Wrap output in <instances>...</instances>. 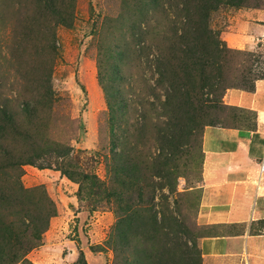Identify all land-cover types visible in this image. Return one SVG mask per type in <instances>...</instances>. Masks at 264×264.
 <instances>
[{"label":"rangeland","instance_id":"obj_1","mask_svg":"<svg viewBox=\"0 0 264 264\" xmlns=\"http://www.w3.org/2000/svg\"><path fill=\"white\" fill-rule=\"evenodd\" d=\"M62 2L64 8L70 7L73 12L68 27L52 22L47 25L38 16L34 0H0V86L6 95H15L23 87L22 73L31 74L37 65L45 63L46 68L51 69L50 82L56 102L33 134L48 143L71 147L73 153L63 161L65 168L94 174L107 185L88 192V185L83 184L80 192L77 183L57 170L56 162L62 161L53 157L48 158L49 161H38L35 166L23 165L22 186L41 188L54 204L55 214L40 240L35 242L25 259L16 264H112L114 254L106 241L121 207L134 217L140 213L147 221L155 216L159 220L176 218L174 234L192 249L194 261L191 260L190 264H201L197 260L199 255L201 260L200 239L223 233L203 224L199 218L204 128L209 124L252 128L253 114L228 107L208 112L203 110L205 112L197 119L196 126L191 110L180 113L173 124L172 152L162 153L160 105L147 96V89L156 88L153 74L147 70L142 74L134 70L133 80H130L128 68L122 66L120 72L105 60L103 67L109 74L108 84L113 93L114 110L111 113L98 82V53L114 41L113 37L118 41L125 37L132 21V5L125 0ZM255 11L264 12V0H242L237 7L224 6L211 13L210 27L217 33L222 50L218 58L219 68L211 73L217 76L214 82H218L223 91L218 96L220 101L229 89H248L257 68L264 66V43L233 48L224 39L226 27L236 13ZM38 27L44 29L38 40L52 46L44 53V58L33 57L36 43L32 41L37 37L31 35L30 40L24 37V33L31 31L35 34ZM138 97L144 99L141 101L145 110ZM147 101L154 106H149ZM141 111L147 114L145 128L138 121ZM123 135L127 136V146H122ZM22 149L25 148L13 145L10 158L27 157L23 156L26 151ZM160 155L162 157L158 158ZM124 158L138 162V169L119 171L120 160ZM109 163L111 168L108 170ZM47 165L50 168H40ZM158 229L156 236L160 239L163 231ZM132 231L126 240V254L130 260L136 261L137 247H142L137 245L132 234L139 232L148 240L152 231L150 226L143 227L141 223ZM160 246V240L154 247L148 244V253L155 260L146 264H160L161 261L156 259ZM80 253L84 262L79 260ZM167 254L166 261L185 263L178 254L172 253L171 257Z\"/></svg>","mask_w":264,"mask_h":264},{"label":"trees","instance_id":"obj_2","mask_svg":"<svg viewBox=\"0 0 264 264\" xmlns=\"http://www.w3.org/2000/svg\"><path fill=\"white\" fill-rule=\"evenodd\" d=\"M34 1L38 6L36 9L38 16L44 19L47 25L52 22L54 25L70 26L73 12L70 7H63V0ZM125 1L132 5L130 13L132 21L126 29L127 34L125 33V37L120 39L122 41L113 37L114 41L102 53H98L97 57L98 82L104 92L110 113L114 110L111 101L113 93L110 92L108 84L109 74L103 67L105 60L120 72L122 66L128 68L130 80H133L134 70H139L141 74L142 71L147 70L153 74L156 88L147 89V96L160 105L159 116L163 118V126L159 133L164 142L162 153L172 152L174 142L172 130L178 114L189 113L191 110L192 121L197 126L196 121L205 112L203 110L208 112L228 107L243 111L226 106L218 98L223 91L218 87V82H214L217 76L211 73L219 68L218 58L222 50L217 33L210 27L212 12L224 6L237 7L242 0ZM38 29L35 34L32 31L28 34L24 33V37H28L26 40H30L31 35L37 37L32 41L36 43L33 57L44 58V53L51 50L52 46L44 45L42 40H38L44 31L43 28L38 27ZM119 42L120 45L117 44ZM106 53L110 55H105ZM33 71L31 74L22 73L20 80L23 87L15 95H6L0 86V162L3 163L0 167V264H16L24 260L35 242L39 241L47 230L49 220L55 214L54 204L41 188L26 189L22 186L20 175L23 165L35 166L36 162L53 157L62 161L56 162L57 170L77 183L80 192L83 184L88 185V192L94 191L97 186L101 188L107 185L101 183L94 174L79 173L65 168L63 161L73 153L71 147L54 142L48 143L47 140L43 141L38 135L33 134L35 130H39L46 113L56 102L50 82L51 69L46 68L45 63H40ZM254 81L255 77L251 86L244 89L252 90ZM138 100L144 99L138 97ZM139 104L145 110L144 103L141 101ZM148 105L154 106L153 103ZM125 106L123 105L124 108ZM138 118L142 128H145L146 111H141ZM121 143L122 146H127V136H122ZM13 145L25 148L22 150L26 151L23 153L26 155H22L27 157L10 158ZM120 161L119 171L137 170L140 165L130 158ZM40 168H50V165ZM110 168L109 163L108 170ZM116 213V222L106 241L108 248L114 254L112 264H146L155 260L148 253V244L154 247L157 240H160L162 251L161 254L156 255V259L161 261L160 264H173L166 261L167 253L170 257L178 254L179 258L185 261L184 264L194 261L192 249L182 244L180 238L174 234L176 218L159 220L155 216L151 221H147L138 212L134 214L136 217L128 214L124 207L118 209ZM140 223L143 227L150 226L152 235L145 240L139 232L132 234L136 238L137 245L142 247V249L137 247L136 261H132L126 254L128 252L126 240L133 232V228L135 226L138 228ZM158 228L163 231L160 239L156 236L159 232ZM79 260L84 262L82 253ZM197 260L201 261L200 255Z\"/></svg>","mask_w":264,"mask_h":264},{"label":"crops","instance_id":"obj_3","mask_svg":"<svg viewBox=\"0 0 264 264\" xmlns=\"http://www.w3.org/2000/svg\"><path fill=\"white\" fill-rule=\"evenodd\" d=\"M224 39L233 48L264 43V12L236 13ZM222 101L254 121L252 128H204L199 218L223 233L200 239L201 264H264V66L252 90L229 89Z\"/></svg>","mask_w":264,"mask_h":264},{"label":"built area","instance_id":"obj_4","mask_svg":"<svg viewBox=\"0 0 264 264\" xmlns=\"http://www.w3.org/2000/svg\"><path fill=\"white\" fill-rule=\"evenodd\" d=\"M259 172L260 173L264 172V164L263 163H260V165H259Z\"/></svg>","mask_w":264,"mask_h":264}]
</instances>
